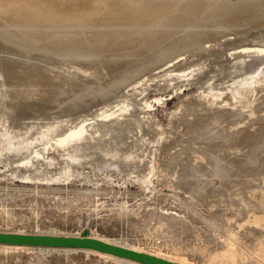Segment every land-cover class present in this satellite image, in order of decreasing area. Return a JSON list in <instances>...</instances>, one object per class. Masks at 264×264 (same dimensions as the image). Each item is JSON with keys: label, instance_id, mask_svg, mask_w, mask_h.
Listing matches in <instances>:
<instances>
[{"label": "bare ground", "instance_id": "1", "mask_svg": "<svg viewBox=\"0 0 264 264\" xmlns=\"http://www.w3.org/2000/svg\"><path fill=\"white\" fill-rule=\"evenodd\" d=\"M159 3L163 5L142 19H126L124 17L119 20L113 19L112 28L95 31H87L90 27L84 25L79 34L57 32L59 29H55L56 32H53L49 29L34 30L33 28L20 27L10 19L0 17V161L8 163L12 159L30 153L24 158L21 157L20 163L30 164L29 172L23 175L19 172L21 178L64 177L70 171H74L72 164L78 163H89L96 174L103 175V173L115 171L117 173H136L137 176L142 174L144 177L151 176V174L153 176L151 170L155 166L153 154H145L144 150L145 155H139L138 150L142 147L137 150L134 141H129L142 127L153 126L148 114L136 109L138 106H141L142 109L150 106V103L146 101L147 94H145L148 87H156L158 90L170 93L169 91L176 85L181 84L179 85L181 87L185 85V82H190L195 84L200 91L206 89L204 95L206 96L211 92V88L222 86V89L219 90L221 95L229 91L231 93L234 91L237 95L234 109L238 110L245 103L246 94L253 93L255 95L256 90L259 93V88H264V0H160ZM103 19L106 18H96L94 25L105 22ZM260 93V97L264 95L262 90ZM194 97L196 96L194 95ZM230 100L232 102V99ZM220 101L223 99L219 96L215 97L212 103L209 102L207 108L203 106L204 110H209H206L205 113L201 112L205 116L217 113L216 107ZM204 102L202 103L205 105L206 102ZM238 114L241 113L238 112ZM244 122L246 121L244 120ZM200 127L205 130L209 125L205 123L199 127L193 125L188 128L194 130ZM168 130L169 133H165V131L164 133L171 136L169 134L173 133H170V128ZM50 133H57L53 141H73L62 150L60 157L45 155L39 159L41 148L32 151L31 149L38 139ZM254 133L256 135V132ZM85 135L88 138V143L84 145L77 139ZM263 135L264 132L261 131L255 137L252 134V139L251 135L246 137V140L251 139V141L249 140L244 145L245 147L242 145L241 152H232L234 155L236 154L234 157L230 152L226 156L220 153L221 155L216 158L211 157L210 159L209 156L210 166L206 165L202 168V164L195 165L196 179L203 174L207 178L209 176L221 177L222 180L226 178V180L224 179L226 181L224 188L227 192H224V196L225 193L227 195L220 202L224 203L225 210L232 211L231 217L226 215L227 222L231 226L238 225L244 230L240 231V237L246 239V242L256 243L258 252L253 250V253L251 249L247 250L250 255L255 253L259 255V264H264V192L262 191L264 179L261 177L260 180H250L249 177H252L254 173L256 177L263 167L264 149L262 148H264V144H259L264 140ZM160 138L162 139V135ZM164 139L166 138L164 137ZM167 140L170 142L171 139L169 140L167 137ZM163 141L165 143V140ZM162 149L165 148L162 147ZM164 151L166 152V149ZM181 154L183 155V153ZM206 155L208 157V154ZM155 156L157 155L155 154ZM204 156L205 154L202 155V157ZM162 157L164 156L162 155ZM181 160L183 161V158ZM55 164L60 165L58 174L51 171ZM188 164L190 163L188 162ZM181 166L183 167V164ZM181 171H184L181 174L183 177L186 169ZM189 171L187 168L186 172ZM80 173L82 174V172ZM180 173L179 184L181 183ZM259 174H264V171ZM171 175L173 176V174ZM177 175L175 174L173 177L176 178ZM232 176L234 178H231ZM190 186L193 188V185ZM197 186H194V189ZM184 189L188 190L187 187ZM219 189L222 187H218ZM220 194L222 193L220 192ZM247 212H254V217L244 219ZM221 213V218H223L224 212ZM175 217L177 218L176 215ZM186 225V229L189 231L191 225L189 227L188 224ZM182 226L181 228L185 227V225ZM218 227L220 228V226ZM193 230L192 235H194ZM35 234L70 236L59 233ZM218 234V232L217 236L207 234L212 238H206L208 243L213 244L215 254L225 257L226 261L228 259L237 264H246L247 253H244L246 244L240 240L241 238L234 230H228L222 237ZM204 235L207 237L206 233ZM218 236L224 239V243L215 242V237ZM93 237L182 264H195L185 257H172L162 252H148L110 239ZM0 247L27 251L34 248L45 249V251L59 249L66 252L84 250L96 253L103 258L111 257L128 264H144L87 248L11 244H0ZM250 262L249 264H253Z\"/></svg>", "mask_w": 264, "mask_h": 264}, {"label": "rangeland", "instance_id": "2", "mask_svg": "<svg viewBox=\"0 0 264 264\" xmlns=\"http://www.w3.org/2000/svg\"><path fill=\"white\" fill-rule=\"evenodd\" d=\"M184 84L181 87L179 86L181 84L176 85L174 89L169 91L170 93L158 90L156 87H148L147 93L145 94H147L146 101L150 103V106H146L144 109L141 106L136 108L137 111H145L148 114L153 126H146L147 128L142 127L140 131L134 134V138L129 139V141H134L137 150L139 147H142L138 150L139 155L143 156L146 153L153 154V164L155 165L151 169L153 176L151 174V176L144 177L142 174L141 176H137L136 173H117L115 171L103 173V175L96 174L89 163H78L72 164L74 171H70L64 177L59 176L58 178L50 179L21 178V175L29 172L30 167V164L26 162L20 163L21 157L24 158L30 153L12 159L8 163L0 161V231L79 235L85 225L89 223L91 235L110 239L111 241L126 246L153 253L162 252L172 257H185L195 264H237L228 259L226 261V258L219 254L216 255L212 247L213 244L208 243L206 240L209 235L215 236L217 232L222 237L226 235L228 230L232 229L240 237V233L244 231L238 225L234 224L231 226L227 222L226 215L231 217L232 211L230 209L225 210L224 203H221L227 195L225 193L226 195L224 196V192H227L224 188L226 178H223V180L225 179L223 181L221 177L209 176L207 178L203 174L204 176L199 175L196 179L195 165L198 164L200 166L202 164V168L206 167V165L210 166L208 162H210L211 157L216 158L221 154L226 156L229 152L234 157L236 154L234 155L232 152H241L242 150L240 148H242V145L244 146L249 140L251 141L253 136L255 137L258 132H264V129L262 130V126L264 127V105H261L264 103V95L260 97V92L262 90L263 94L264 88H259V93L256 90L255 95L253 93L246 94V101L242 104V109H239L241 111H239L238 109H234L238 98H236L237 95H235L234 91L232 93L231 91L224 92L225 94L222 93L221 95L219 90L220 88L222 89V86H219V89L216 87L211 88V92L204 96L206 89L200 91L193 83L185 82ZM197 90L199 91L195 92ZM212 90L214 93H212ZM217 96L223 99L216 107L217 113L205 116V111L209 109L204 110V107L207 108L209 102L212 103L213 99ZM256 96L260 98H256ZM230 99H232V102H235L232 103ZM255 99L256 101L254 102ZM204 101L207 102L205 103ZM222 103L224 104L223 106ZM199 105L202 106L199 107ZM228 105L230 106L228 107ZM238 112L243 113L242 117ZM181 116L183 119L180 118ZM238 116L239 119H237ZM200 119L202 120L200 121ZM212 119L214 122L211 121ZM244 120L246 122L243 123ZM205 123L209 125L205 130L202 127L194 130L188 128L193 125L199 127ZM221 126L224 127L222 128ZM156 128L158 129L156 130ZM169 128L170 133H173L169 135L173 138L165 134L169 131ZM176 132L179 134L177 135ZM184 132L187 134H184ZM254 132H256V135H254ZM56 134H46L38 139L31 151L36 148H41V156L39 159H42L45 155L60 157L62 150L71 144L73 140L66 142L53 141L56 138ZM161 135L162 139L160 138ZM250 135L252 136L250 137L251 139L246 140V137ZM86 137V135L80 136L77 141L85 145L88 143V138ZM167 137L169 140L171 139L170 142H168ZM158 140L160 141L158 142ZM163 140H165V143ZM263 142L264 140L259 142V144H264ZM162 147L166 149V152ZM191 147L193 148L191 149ZM211 148L214 151L217 149V151L214 152ZM179 153H183L180 158ZM215 153L218 154L216 155ZM203 154H205L204 157H202ZM206 154H208V157ZM159 156L160 158H158ZM161 158H165V161ZM182 158L183 161L181 160ZM184 160L187 161L186 164H184ZM182 164L183 167H180ZM191 164L193 165L191 166ZM163 165L165 166L163 167ZM262 166H260L262 167L261 173L264 171V164ZM187 168L191 172L189 171L187 173ZM58 169L60 170V165L55 164L51 168V171L52 173L58 174ZM184 169H186V174L183 173L182 177L181 174L184 171L181 170ZM19 172H21V175ZM84 172L86 174L85 176ZM179 173L181 177L180 184L178 181ZM259 173L256 174L258 179L254 173L253 176L255 178L253 176L249 177L250 180L264 179V174L260 175ZM171 174L174 177L175 174H178V177L176 176L174 178ZM184 175L191 177L186 178L187 176ZM231 178L234 177L232 176ZM236 178L238 177L236 176ZM173 179L175 180L172 181ZM184 179L186 180L185 182ZM184 184L186 185L184 186ZM189 185H193V188L192 186L189 187ZM194 186H197L196 191ZM186 187L192 193L184 189ZM218 187H222V189L218 190ZM262 191L264 192V185ZM220 212H222L221 214L224 212L225 216L223 214V218H221L222 215H220ZM254 215V212H247L244 219L253 218ZM183 218L186 220H183ZM179 219L181 222H179ZM185 222L188 224V227L191 225L189 231L186 229L187 225ZM182 225H185V227ZM192 229H194V235L191 234ZM195 229L199 233L198 235L197 232L195 233ZM204 233L209 235L205 237ZM176 234L178 235L176 236ZM212 236L208 239L212 238ZM219 236L215 237V242L219 244L224 243V239ZM240 240L246 244L244 253H247L245 260L247 262L245 263L249 264L251 261L250 263L259 264V255L256 253L250 255V252L247 250L251 249L252 252L253 250L258 252L259 249L256 243L251 242L250 244L244 238ZM210 241L212 242V240ZM38 249L34 248L27 251L24 249H6L0 247V264H128L111 257L103 258V256L96 253L94 254L93 252H86L84 250H71V252H66L65 250L59 249H46L47 251L45 249Z\"/></svg>", "mask_w": 264, "mask_h": 264}, {"label": "water", "instance_id": "3", "mask_svg": "<svg viewBox=\"0 0 264 264\" xmlns=\"http://www.w3.org/2000/svg\"><path fill=\"white\" fill-rule=\"evenodd\" d=\"M160 0H145L141 4H131L127 0H114L105 5L87 6L88 0H3L0 17L10 19L20 27L34 30L49 29L66 34H79L81 27L88 25L87 31L112 28L113 19H142L154 13L163 4ZM124 5V7H121ZM124 14L125 16H119ZM5 15V16H1ZM115 15V16H113ZM106 19L96 23V18ZM0 244L32 245L49 247L87 248L107 252L144 264H182L147 252L120 246L91 236L89 223L79 235H50L0 231Z\"/></svg>", "mask_w": 264, "mask_h": 264}, {"label": "snow or ice", "instance_id": "4", "mask_svg": "<svg viewBox=\"0 0 264 264\" xmlns=\"http://www.w3.org/2000/svg\"><path fill=\"white\" fill-rule=\"evenodd\" d=\"M127 2L131 4H141V3H144L145 0H127ZM2 3H3V0H0V4ZM108 4H112L113 6H118L117 4L114 3V0H88L87 6L99 5L103 7Z\"/></svg>", "mask_w": 264, "mask_h": 264}]
</instances>
